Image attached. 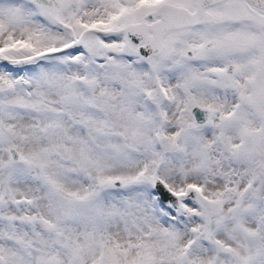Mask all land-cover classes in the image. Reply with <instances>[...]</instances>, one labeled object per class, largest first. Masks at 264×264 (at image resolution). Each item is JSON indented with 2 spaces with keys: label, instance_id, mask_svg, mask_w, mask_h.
Segmentation results:
<instances>
[{
  "label": "snow or ice",
  "instance_id": "obj_1",
  "mask_svg": "<svg viewBox=\"0 0 264 264\" xmlns=\"http://www.w3.org/2000/svg\"><path fill=\"white\" fill-rule=\"evenodd\" d=\"M0 264H264V0H0Z\"/></svg>",
  "mask_w": 264,
  "mask_h": 264
}]
</instances>
